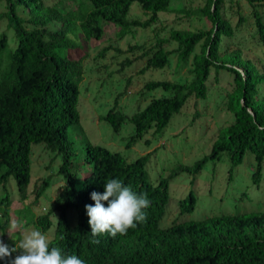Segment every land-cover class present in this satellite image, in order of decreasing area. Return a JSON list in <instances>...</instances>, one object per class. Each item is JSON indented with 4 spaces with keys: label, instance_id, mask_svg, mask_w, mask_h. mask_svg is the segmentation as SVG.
<instances>
[{
    "label": "trees",
    "instance_id": "1",
    "mask_svg": "<svg viewBox=\"0 0 264 264\" xmlns=\"http://www.w3.org/2000/svg\"><path fill=\"white\" fill-rule=\"evenodd\" d=\"M0 1L4 3L0 24L5 23L14 40L10 47L5 33H0L1 190L4 192L3 184L11 177L19 201H26L31 145H42L51 153V161L58 159L56 175L63 180L45 214L34 217L29 208L22 205L16 212L17 218L22 219L25 214L28 219L21 226L30 224L45 234L51 227L49 217L55 213L49 247H59L65 256L77 255L85 264H264V210L175 220L166 227L160 226L169 203V181L178 172L195 175L207 161L218 159L223 153L228 157L231 172L249 153L253 162L251 183L257 186L261 178L264 67L258 68L244 58L240 49L230 52L227 47L221 49L224 41L233 35V29L221 12L225 0H203L201 7L187 10L186 14L205 18L210 27L172 31L169 40L175 42L174 50H163L166 39H156L150 48L136 44L128 49L142 51L145 62L139 74L165 68L171 53H175L180 64L190 58V80L145 82L146 91L160 88L171 95L150 99L129 116L117 109L114 100L98 117L113 134H117L124 123L132 126L133 133L124 145L128 149L149 131L157 136L188 99H204L205 82L211 70L214 79L219 71L231 75L232 89L225 94V107L232 120L217 129L209 153L190 166H180L165 177L157 176L155 181H150L145 168L151 153L126 161L120 153L89 142L80 152L69 139L68 128L79 121L77 103L83 56L71 59L68 55L77 51L73 39H77L78 32L84 41H98L103 35L102 25L109 24L116 27L115 38L120 40L132 34V29L144 30L154 25L159 14L169 11L172 0H76L73 10L55 5L46 7L42 0ZM245 1L251 8L253 36L264 59V21L258 12V8H264V0ZM132 3L145 13V20L127 19ZM18 8L25 12L26 19L18 15ZM241 20L239 17L235 28L241 25ZM52 23L59 24L56 30L47 28ZM195 46H199L198 53H194ZM124 63L129 65L130 61ZM144 144L148 145L149 141L145 140ZM81 171L86 173L83 177L79 176ZM108 179H119L137 194H147L151 203L145 209L146 221L137 222L125 235L117 234L113 238L105 232L93 237L85 205H94L91 193H103ZM48 185L49 177H45L33 186L31 204H36ZM10 203L8 195H0V239L5 244L8 241L4 234L10 227ZM103 203L107 207V202ZM176 206L178 216L189 215L194 210V197L189 192ZM68 211L74 212L73 225L67 217ZM8 246L14 247V244ZM12 256L15 257L16 252ZM0 264H8L7 259L0 260Z\"/></svg>",
    "mask_w": 264,
    "mask_h": 264
},
{
    "label": "rangeland",
    "instance_id": "2",
    "mask_svg": "<svg viewBox=\"0 0 264 264\" xmlns=\"http://www.w3.org/2000/svg\"><path fill=\"white\" fill-rule=\"evenodd\" d=\"M46 7L57 6L64 10H73L76 0H42ZM185 1V2H184ZM203 0H172L169 11L158 15V20L147 29H132V34L122 39L115 38L116 27L102 25L103 35L98 41H84L81 33H77V39H73L74 53L68 56L71 59L82 57L83 74L79 83V98L77 111L79 121L68 128L69 139L81 152L84 144L104 147L110 151H116L126 159L132 161L135 158L151 153L146 163V172L150 181H155L157 176H167L180 166H190L198 159L209 153L210 147L216 137L218 128L227 125L232 120L227 112L226 92L231 91V75L225 71H219L214 79L213 70L205 82L206 94L204 99H188L180 111L173 115L165 128L157 135L152 136L151 131L143 138L132 144L128 149L124 146L127 138L132 135L133 128L129 123H124L117 134H113L110 128L101 122L98 117L103 115L116 100L117 109L129 116L143 108L150 99L169 97L170 92L155 89L146 91L143 84L148 81H172L182 82L190 80L189 60L184 64L178 63L175 53L167 57V64L163 69H149L139 74L144 66L145 58L142 51H128L130 46L144 45L150 48L156 39H166L163 46L166 52L176 48L175 42L169 40L172 31L208 29L209 22L205 18L193 14H186L187 10L201 7ZM183 11H180L181 8ZM4 10V3L0 1V12ZM221 12L231 28L233 35L224 41V47L230 52L240 49L244 58L251 60L258 68L264 67L263 53L260 45L254 38V26L251 18V8L245 0H225ZM258 12L264 21V8H258ZM18 15L26 19L27 15L18 8ZM241 25L235 28L238 18ZM127 19L143 21L146 15L136 3H132ZM102 24V23H101ZM58 23L47 26L51 31L58 28ZM29 27V26H27ZM5 33L9 46L13 47V34L6 28L5 23L0 24V33ZM70 38V36L67 34ZM105 49V50H104ZM199 52V46H195L194 53ZM67 53V52H66ZM130 61L127 65L124 62ZM261 90L264 91V85ZM149 144L145 145L144 141ZM51 153L42 145L30 147V182L25 195L26 201L20 202L13 179L10 177L3 184L4 193L10 198V227L4 234L6 244H18L25 231L33 228L30 224L21 226L27 221L25 214L22 219L17 218L16 212L27 206L33 216L45 214L50 201L63 185V180L56 175L58 159L51 161ZM229 170V162L226 154H221L218 159L207 161L201 171L195 175L178 172V175L169 181V203L166 214L160 223L166 227L171 222L186 219L198 220L203 217L217 216L221 214L241 215L264 210V162L260 181L257 186L251 183L250 175L253 171L252 156L246 153L241 164ZM231 174L228 176V174ZM84 172L79 176L83 177ZM49 177V185L44 193L33 200L32 188L42 178ZM194 197V210L189 215L178 216L177 201L188 193ZM71 224L75 223L73 211L67 212ZM21 220V222H20ZM51 227L45 235L48 240L52 237L56 214L49 217ZM15 223L17 227L12 229ZM1 236V235H0ZM16 252V255H19Z\"/></svg>",
    "mask_w": 264,
    "mask_h": 264
},
{
    "label": "clouds",
    "instance_id": "3",
    "mask_svg": "<svg viewBox=\"0 0 264 264\" xmlns=\"http://www.w3.org/2000/svg\"><path fill=\"white\" fill-rule=\"evenodd\" d=\"M91 199L94 205L87 204L85 209L93 237L105 232L113 238L125 235L137 222L146 221L145 209L151 203L147 194H137L119 179H108L103 193L92 192ZM103 202H107V207ZM11 227L15 229L17 225L13 223ZM18 250L20 254L13 257ZM4 259L8 264H85L77 255L65 256L59 247L50 248L48 237L37 229L25 231L14 247L0 239V260Z\"/></svg>",
    "mask_w": 264,
    "mask_h": 264
},
{
    "label": "water",
    "instance_id": "4",
    "mask_svg": "<svg viewBox=\"0 0 264 264\" xmlns=\"http://www.w3.org/2000/svg\"><path fill=\"white\" fill-rule=\"evenodd\" d=\"M240 103H241V106H242V100H240ZM247 112H248V113H250V111H249V110H247ZM250 114H251V113H250ZM251 115H252V114H251Z\"/></svg>",
    "mask_w": 264,
    "mask_h": 264
}]
</instances>
